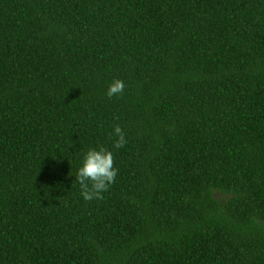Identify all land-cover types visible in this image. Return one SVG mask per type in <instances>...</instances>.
Returning <instances> with one entry per match:
<instances>
[{
    "label": "trees",
    "instance_id": "trees-1",
    "mask_svg": "<svg viewBox=\"0 0 264 264\" xmlns=\"http://www.w3.org/2000/svg\"><path fill=\"white\" fill-rule=\"evenodd\" d=\"M0 264H264V0H0Z\"/></svg>",
    "mask_w": 264,
    "mask_h": 264
},
{
    "label": "clouds",
    "instance_id": "clouds-1",
    "mask_svg": "<svg viewBox=\"0 0 264 264\" xmlns=\"http://www.w3.org/2000/svg\"><path fill=\"white\" fill-rule=\"evenodd\" d=\"M124 81L114 79L108 89L107 96H119L124 92ZM113 146L120 149L126 144L123 129L117 125L114 128ZM118 169L114 166V152L103 145L88 148L83 153L77 167L75 180L78 182L80 194L85 201L102 199L103 193L115 183Z\"/></svg>",
    "mask_w": 264,
    "mask_h": 264
}]
</instances>
